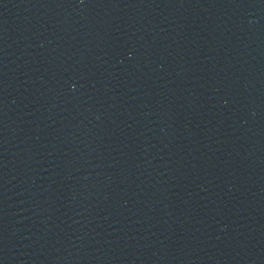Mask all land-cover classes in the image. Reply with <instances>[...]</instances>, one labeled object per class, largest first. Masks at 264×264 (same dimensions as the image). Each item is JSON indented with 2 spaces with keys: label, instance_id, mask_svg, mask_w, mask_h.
<instances>
[{
  "label": "water",
  "instance_id": "95a60500",
  "mask_svg": "<svg viewBox=\"0 0 264 264\" xmlns=\"http://www.w3.org/2000/svg\"><path fill=\"white\" fill-rule=\"evenodd\" d=\"M264 80V0H219Z\"/></svg>",
  "mask_w": 264,
  "mask_h": 264
}]
</instances>
